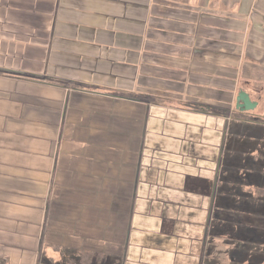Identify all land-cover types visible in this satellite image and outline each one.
I'll list each match as a JSON object with an SVG mask.
<instances>
[{
	"label": "crops",
	"instance_id": "1",
	"mask_svg": "<svg viewBox=\"0 0 264 264\" xmlns=\"http://www.w3.org/2000/svg\"><path fill=\"white\" fill-rule=\"evenodd\" d=\"M243 92L264 104V0H0V264H220Z\"/></svg>",
	"mask_w": 264,
	"mask_h": 264
},
{
	"label": "rangeland",
	"instance_id": "2",
	"mask_svg": "<svg viewBox=\"0 0 264 264\" xmlns=\"http://www.w3.org/2000/svg\"><path fill=\"white\" fill-rule=\"evenodd\" d=\"M222 143L224 155L215 198L211 191L206 193L213 201L204 214L205 218L210 214L206 229L211 248L224 250L220 264H264V104L254 111L230 113L222 129ZM169 211L177 212L173 207ZM47 244L57 248L51 237ZM65 255L68 257L46 256V264H65L70 259L81 264L80 257Z\"/></svg>",
	"mask_w": 264,
	"mask_h": 264
},
{
	"label": "water",
	"instance_id": "3",
	"mask_svg": "<svg viewBox=\"0 0 264 264\" xmlns=\"http://www.w3.org/2000/svg\"><path fill=\"white\" fill-rule=\"evenodd\" d=\"M258 107V104L251 101L249 95L246 93H240L237 98L236 109L241 112L254 111Z\"/></svg>",
	"mask_w": 264,
	"mask_h": 264
}]
</instances>
